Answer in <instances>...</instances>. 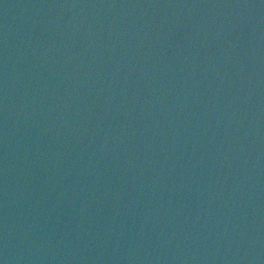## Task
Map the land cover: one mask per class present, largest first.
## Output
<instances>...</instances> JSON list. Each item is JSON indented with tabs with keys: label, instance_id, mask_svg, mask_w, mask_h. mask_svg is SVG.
<instances>
[{
	"label": "water",
	"instance_id": "1",
	"mask_svg": "<svg viewBox=\"0 0 264 264\" xmlns=\"http://www.w3.org/2000/svg\"><path fill=\"white\" fill-rule=\"evenodd\" d=\"M201 264H264V0H210Z\"/></svg>",
	"mask_w": 264,
	"mask_h": 264
}]
</instances>
